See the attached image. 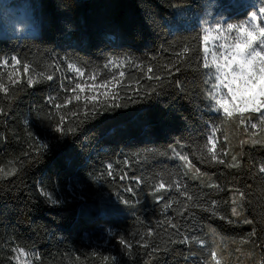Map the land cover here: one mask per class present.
Instances as JSON below:
<instances>
[{
    "label": "trees",
    "instance_id": "16d2710c",
    "mask_svg": "<svg viewBox=\"0 0 264 264\" xmlns=\"http://www.w3.org/2000/svg\"><path fill=\"white\" fill-rule=\"evenodd\" d=\"M8 1L25 6L35 32L0 33V62L17 57L21 72L14 87L8 76L0 81L9 87L7 95L0 92V167L18 169L0 176V264H17L13 247L33 251L34 264H105V256L114 257L113 264H215L214 249L221 264H264V143H241L264 139V129L225 123L219 139L229 150L226 164L207 163L200 153L221 116L207 99L202 59L194 53L171 76L161 71L184 43H198L206 16L239 24L264 7L262 0ZM82 34L83 47L71 43ZM109 60L125 64L105 68ZM70 63L84 76L98 74L96 83L119 78L123 70L124 87L116 89L115 101L121 106L112 107L109 99L95 115H85L84 96L57 111L55 104L74 95L61 87L74 88L78 79ZM149 64L162 81L142 79ZM27 76L38 82L28 86ZM136 80L143 86L139 94ZM61 115L66 119L58 132ZM41 144L47 147L36 151ZM177 152L189 156L202 175L188 171ZM232 156L238 167L228 166ZM161 180L178 181L193 199L175 186L155 192ZM165 203L172 207L165 209ZM169 217L176 228L166 222ZM184 236L205 243H181Z\"/></svg>",
    "mask_w": 264,
    "mask_h": 264
},
{
    "label": "snow or ice",
    "instance_id": "6c2138e0",
    "mask_svg": "<svg viewBox=\"0 0 264 264\" xmlns=\"http://www.w3.org/2000/svg\"><path fill=\"white\" fill-rule=\"evenodd\" d=\"M264 3V0H262ZM247 24V27H245ZM264 7H261L257 12L251 13L249 19L240 25L227 24V28L224 30L227 33L231 34L235 32L232 43H224L219 45H213L212 50V58L209 60L208 52L209 49L205 46V42L208 40V36H197L195 39L197 40L196 45H192L188 42L184 43L180 50L174 53L175 59L170 63L164 66L163 70H167L168 75L171 76L173 74V70L179 71V67L177 65L181 64L186 59H189L194 53L197 54V59H202V63L198 65L199 68H202L204 71V75L207 79L204 80L205 85H210L207 90V99L212 105V108L220 114L221 116V126H217L215 124L209 130V133L206 137L205 143L203 145V149L201 151V157L206 158L207 163H213L218 165L226 164L225 157L229 155V150L227 148L220 147L221 141L219 139V134L221 132V127L225 123H235L236 120H239L240 126L244 127L245 131L248 130V125L251 120L256 119L257 123H251V129H257L259 125L264 124ZM221 29V25H216V30L219 31ZM202 53L201 55H199ZM13 65H18L20 61L17 57H11ZM4 65L8 64V61H2ZM131 63V62H129ZM125 64V61L121 60L119 63L116 61L109 60L108 64L105 65V68L109 66L113 67H121ZM140 71H144L143 65H133ZM29 65L24 64L25 73L29 71ZM69 69H75L77 78L83 77L85 75L84 71L80 68L76 67L73 64H68ZM147 71L144 73L143 78H147L148 80H156L162 81L164 77L155 75L156 68L153 65L149 64L146 66ZM56 70L59 71V66H56ZM43 76V73H40ZM125 76V72L121 70L119 72V78L116 76L112 77V80H101L99 83L95 81L98 78V74H92L88 76L87 79L93 81L92 83H75L74 88H64L61 85L62 89L65 92L76 93L79 90V93L87 92L95 94L86 95L84 97V105H85V115H95L97 111L103 106L107 105V101L112 99V107H119L121 105L117 104L115 101L119 99V93L116 91L119 87H124L122 85V79ZM47 80L51 81L54 79L53 75H48L46 77ZM38 81H34L32 78L27 80L28 86H34ZM21 83L18 78H13V74L9 73V84L11 86H16ZM179 83V82H177ZM136 84L140 85V89H137V94L142 90L143 86L140 84V80H136ZM103 89V91H99ZM149 91H155V88L149 89ZM0 92L7 95L9 93V87L4 83H0ZM55 98L49 97V103H53ZM79 102L81 100V95L75 94L70 96L69 98L64 100L63 104H55V108L57 111L60 109L67 107L72 101ZM106 110V108H104ZM4 114L3 110L0 109V115ZM256 114H259L258 117ZM72 116L78 118V114L76 112L72 113ZM66 117L64 115L60 116V123L57 125L56 131H63L62 125L65 123ZM68 131L74 132V128H69ZM255 136V133H252ZM225 143H227V136L223 137ZM264 143V139H251L242 140L241 143ZM47 147L46 144H41L36 151H41ZM178 159L184 163V167L193 172L196 175H202L201 170L197 168L193 162L189 159V156L183 155L179 152L176 153ZM232 161L234 163L228 165L230 167H238V158L236 156H232ZM128 162L125 161V164ZM107 167V175H113V165L111 163L106 165ZM18 171L15 167L10 170H5L3 167H0V176L3 178H7L8 176L15 175ZM261 173H264V167L259 169ZM188 173L186 172L185 175ZM124 179V176L120 177ZM137 182H140L139 178L134 177ZM175 186L177 191L180 192L181 195L185 196L187 200H192L193 197L189 195L185 190H183V186L178 182H173L172 184L166 183L164 180L159 181L154 186V191L159 192L161 190H167L171 187ZM209 187H216L215 185H208ZM125 191L132 192L131 188H126ZM41 194L48 197L49 201L53 204L58 201L52 199L51 195L41 189ZM244 194L240 193V198L243 199ZM161 199V197H157ZM122 199V202L125 204L131 203V201ZM216 201L213 200L211 202L212 206L216 205ZM172 207V203H165L164 208L169 209ZM188 205L185 204V207L182 211L187 210ZM205 210H213V209H205ZM232 215L238 216L239 212L236 207L232 209ZM220 219H227L225 216H220ZM171 227L176 228L177 225L172 222L171 217L166 221ZM231 222V221H229ZM254 234V233H253ZM147 236H152V232H148ZM175 242V241H174ZM181 243L186 242H198L202 246L204 245V240L199 239L195 236L189 237L184 236L180 241ZM120 244L124 245L126 248L131 249L132 244L127 242L125 239L121 238L119 241ZM144 246H147L145 244ZM16 251V250H13ZM158 251V249L156 250ZM19 253L24 255L26 258L28 256L25 253L24 249H19ZM95 255V254H93ZM219 252L218 250H213L211 252L212 260L215 261V264H221V260L218 259ZM19 259V257H17ZM38 259V257H35ZM105 264H113L115 258L114 257H103Z\"/></svg>",
    "mask_w": 264,
    "mask_h": 264
},
{
    "label": "rangeland",
    "instance_id": "374dc122",
    "mask_svg": "<svg viewBox=\"0 0 264 264\" xmlns=\"http://www.w3.org/2000/svg\"><path fill=\"white\" fill-rule=\"evenodd\" d=\"M8 0H0V33L8 34V35H25L27 33L35 32V26L31 25L30 23V14L29 11L25 8L23 4L18 3H12L8 4ZM209 12V11H208ZM258 13V12H257ZM250 17V16H249ZM248 17V19H249ZM246 19L245 21H247ZM244 21V22H245ZM242 22V23H244ZM204 25L202 27V36L207 35L208 40L205 42V46L209 49L208 52V58L211 60L212 58V50L213 45H219L224 43H232L234 42L233 38L236 35L235 32H232L231 34L224 31L227 28V24H233V25H240L235 23H230L226 18H219L218 16H211L207 17L203 21ZM221 25V29L219 31L216 30V25ZM264 26V25H261ZM245 27H247V24H245ZM72 44L77 45L79 47H83L85 45V37L84 35L75 36L74 39L71 41ZM9 73L13 74V78H18L20 76V67L17 65H13L12 61L11 63L8 62L7 65H4L1 63L0 65V81L1 78L4 76H8ZM88 76L80 77L76 80L75 83H92L93 81L87 79ZM29 79L30 76H27ZM99 91H103V89H100ZM75 94L81 95V98L86 95L95 94V92L89 93L87 90L85 93H79V90L76 91ZM259 114H257L258 117ZM258 121L251 120L248 127L251 128V123H257ZM259 126H262L264 129V124H261ZM259 127L257 129H253L258 131ZM19 249H23L20 247H13V258L17 264H34L35 262V253L33 251H25V253L28 254L27 258L24 255H21L19 253ZM16 250V251H13ZM19 257V259H17Z\"/></svg>",
    "mask_w": 264,
    "mask_h": 264
}]
</instances>
